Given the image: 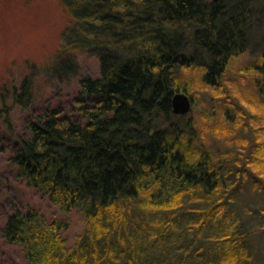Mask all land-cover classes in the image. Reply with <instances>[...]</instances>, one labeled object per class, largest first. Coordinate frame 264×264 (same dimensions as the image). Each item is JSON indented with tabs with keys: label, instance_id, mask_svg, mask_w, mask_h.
I'll return each instance as SVG.
<instances>
[{
	"label": "trees",
	"instance_id": "obj_1",
	"mask_svg": "<svg viewBox=\"0 0 264 264\" xmlns=\"http://www.w3.org/2000/svg\"><path fill=\"white\" fill-rule=\"evenodd\" d=\"M60 2L69 23L57 73L76 72L77 53L95 56L99 70L80 78V118L47 107L26 123L9 161L64 213L80 210L85 227L66 247L68 221L11 205L4 240L30 264H264V240L254 239L264 234V35L252 29L255 2ZM254 38L261 48L241 69L249 84L228 89L232 63ZM195 87L215 103L200 117ZM179 91L193 100L186 115L172 111ZM11 97L30 107L29 76ZM210 131L217 147L206 143Z\"/></svg>",
	"mask_w": 264,
	"mask_h": 264
},
{
	"label": "rangeland",
	"instance_id": "obj_2",
	"mask_svg": "<svg viewBox=\"0 0 264 264\" xmlns=\"http://www.w3.org/2000/svg\"><path fill=\"white\" fill-rule=\"evenodd\" d=\"M253 1V17L259 21H255L252 29L262 37L264 0ZM68 23L69 16L60 0H0V109L3 100L9 115L8 124L4 121L6 115L0 110V264H30L21 247L7 243L1 234V227L12 210L11 205L21 209L30 206L49 220L58 218L68 221V227L61 231L66 247L74 244L85 227V216L80 210L73 209L64 213L47 195L27 186L23 179L17 177L16 166L9 161L16 141L27 134L26 123L44 112L47 107L58 108L62 115L69 118H80L78 106L83 102L79 96L80 78L85 75L95 77L99 62L95 56L77 53V71L69 76L57 73V66H54L53 61L61 41V33ZM255 40L256 38L249 45L251 49L232 63L225 78L228 89H231L230 81L237 83L236 90L243 92L249 84V75L241 69L254 59L261 48V43ZM25 76H29L31 80V101L30 107L24 110L13 102L11 92ZM193 91L197 99L193 114L197 117L202 108L215 103L208 101L202 94L206 91L197 87ZM192 103L191 98V107ZM216 123V119H211V127L216 126ZM213 135V131H210L206 143L217 147L220 139ZM257 223L254 218L251 225L255 227ZM254 239L257 244L261 243L264 234H255Z\"/></svg>",
	"mask_w": 264,
	"mask_h": 264
},
{
	"label": "water",
	"instance_id": "obj_3",
	"mask_svg": "<svg viewBox=\"0 0 264 264\" xmlns=\"http://www.w3.org/2000/svg\"><path fill=\"white\" fill-rule=\"evenodd\" d=\"M171 105L173 113L186 114L191 108V98L183 91L176 92L172 96Z\"/></svg>",
	"mask_w": 264,
	"mask_h": 264
}]
</instances>
